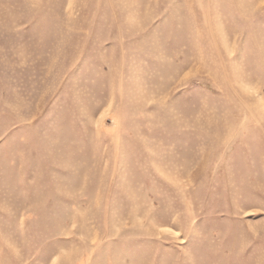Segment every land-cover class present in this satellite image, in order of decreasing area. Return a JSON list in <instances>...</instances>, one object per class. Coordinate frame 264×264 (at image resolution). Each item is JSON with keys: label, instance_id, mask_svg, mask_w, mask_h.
Instances as JSON below:
<instances>
[{"label": "rangeland", "instance_id": "1", "mask_svg": "<svg viewBox=\"0 0 264 264\" xmlns=\"http://www.w3.org/2000/svg\"><path fill=\"white\" fill-rule=\"evenodd\" d=\"M0 264H264V0H0Z\"/></svg>", "mask_w": 264, "mask_h": 264}]
</instances>
